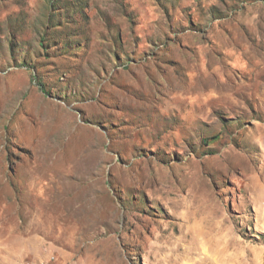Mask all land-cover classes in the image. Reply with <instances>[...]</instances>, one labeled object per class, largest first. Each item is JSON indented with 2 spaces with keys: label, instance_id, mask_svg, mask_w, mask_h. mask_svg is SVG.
<instances>
[{
  "label": "rangeland",
  "instance_id": "1",
  "mask_svg": "<svg viewBox=\"0 0 264 264\" xmlns=\"http://www.w3.org/2000/svg\"><path fill=\"white\" fill-rule=\"evenodd\" d=\"M0 264H264V0H0Z\"/></svg>",
  "mask_w": 264,
  "mask_h": 264
}]
</instances>
